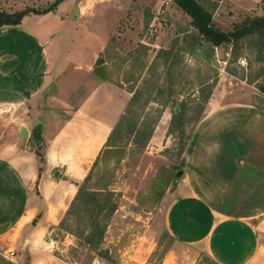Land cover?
Wrapping results in <instances>:
<instances>
[{
  "label": "crops",
  "instance_id": "obj_1",
  "mask_svg": "<svg viewBox=\"0 0 264 264\" xmlns=\"http://www.w3.org/2000/svg\"><path fill=\"white\" fill-rule=\"evenodd\" d=\"M259 1L227 0L238 15ZM131 4L65 0L0 27L3 264L7 252L11 264H67L44 252L128 103L94 68ZM255 84L212 93L170 194L166 230L197 249V262L264 264V94Z\"/></svg>",
  "mask_w": 264,
  "mask_h": 264
},
{
  "label": "rangeland",
  "instance_id": "obj_2",
  "mask_svg": "<svg viewBox=\"0 0 264 264\" xmlns=\"http://www.w3.org/2000/svg\"><path fill=\"white\" fill-rule=\"evenodd\" d=\"M55 1L0 0V11H43ZM165 1L132 0L98 58L99 70L110 84L123 90L128 101L136 96L90 171L89 181L82 185L85 193L104 188L110 193L106 208L113 204L116 209L101 221L100 225H105L101 242L97 243L96 234L92 244H87L84 237L93 213L81 197L50 236L55 248L44 252L58 261L210 264L205 256L197 262L196 248L179 245L169 235L165 212L180 180L176 175L182 171L184 152L205 110L209 89L211 95L216 90L224 95L255 82L257 88L264 87V33L220 45L215 51L191 27L190 18L173 2L167 5ZM197 1L213 8V25L224 33L233 31L246 18L264 16V0L255 7L241 6L247 12L244 15L230 10L227 0L218 8L210 0ZM180 104L184 105L182 111ZM175 107L182 120L172 125ZM148 133L151 137L142 145L140 137Z\"/></svg>",
  "mask_w": 264,
  "mask_h": 264
},
{
  "label": "trees",
  "instance_id": "obj_3",
  "mask_svg": "<svg viewBox=\"0 0 264 264\" xmlns=\"http://www.w3.org/2000/svg\"><path fill=\"white\" fill-rule=\"evenodd\" d=\"M65 0H56L50 7L43 11H34L30 9H25L22 11H17L13 13H7L4 11H0V27H5V26H16L19 25L22 21V19L25 16L28 15H45L48 13L55 12L57 7L63 3ZM175 6L177 7L178 10H180L184 15L189 17L191 19V27L196 30L197 34L199 37L203 39L204 42L209 43L212 47H217L223 44H234L237 43L238 41L253 36L255 34L262 35L264 33V16L262 17H256V18H246L245 21L241 23V25L235 27L233 31L224 33L222 31H219L215 26L213 25V20H212V10L208 8H205L203 5H201L197 0H171ZM166 53V51H161ZM100 59L96 61L95 68H94V73L99 76L103 80H107L104 75L100 72L99 66H100ZM258 90L260 93L264 94V87H259ZM211 95V89H209L206 98L204 99V102H207ZM135 94L133 97L128 101L126 108L124 110V114L118 121L117 125L114 127L109 139V141L112 139L114 136L117 128L122 124V122L125 120V117L127 113L129 112V109L131 105L135 102ZM179 109L182 111L184 105L180 104L178 105ZM175 114V113H174ZM182 120V114H175L172 120V125L175 124L176 122H180ZM38 131H34V136L36 135ZM134 132V130L132 131ZM138 132L137 130L136 133V139L138 138ZM173 131L170 130V133ZM151 137V134L148 133L147 135L140 137L142 139L141 144H145L146 142L149 141ZM38 156H40L38 150L36 151ZM96 163H94L95 167ZM90 178V173L88 176L85 178V180L79 185L78 187V192L76 194L75 199L70 205V208L68 209L66 215L70 214V210L75 206V204L81 199L84 200L86 203V207L88 209V206L92 207V213L93 215L91 216L92 221L88 224V229L87 230V235L84 237V241L87 244H92L93 241V236L97 234V243L101 242L104 234V226L105 225H100L102 220L108 219V217L114 212L116 209L115 205H111L108 209L106 208V204L110 202V193L105 192L104 188H100V191H94V192H88L85 193L84 188L82 185L87 183ZM98 197H106L102 200L98 199ZM64 216V217H65ZM63 221V219H62ZM61 221V222H62ZM61 224V223H60ZM73 235V234H71ZM75 237L77 235L74 234Z\"/></svg>",
  "mask_w": 264,
  "mask_h": 264
},
{
  "label": "built area",
  "instance_id": "obj_4",
  "mask_svg": "<svg viewBox=\"0 0 264 264\" xmlns=\"http://www.w3.org/2000/svg\"><path fill=\"white\" fill-rule=\"evenodd\" d=\"M210 1L213 2V4L215 3L216 6H217V8L220 7V6L222 5V3H223V0H210ZM165 2H166L167 5H169L170 3H172L171 0H166ZM217 48H218V46H217V47H213V49H214L215 51L217 50ZM239 64L242 65V64H244V62H243V61H240ZM48 248H50V249L55 248V242H54L52 239L48 241ZM14 256H15V255H14L13 252H7V253H6L5 255H3L2 257L5 258L6 260L12 261L13 258H14ZM96 264H99V263L96 262Z\"/></svg>",
  "mask_w": 264,
  "mask_h": 264
},
{
  "label": "water",
  "instance_id": "obj_5",
  "mask_svg": "<svg viewBox=\"0 0 264 264\" xmlns=\"http://www.w3.org/2000/svg\"><path fill=\"white\" fill-rule=\"evenodd\" d=\"M178 110H179L178 107H175L174 113L177 114L178 113ZM24 134H25V132L22 133L23 136H25ZM181 175H182V172H179L176 176H177V178H180Z\"/></svg>",
  "mask_w": 264,
  "mask_h": 264
}]
</instances>
